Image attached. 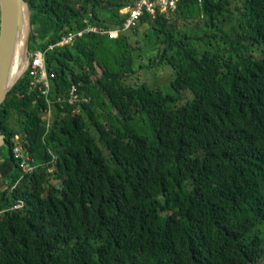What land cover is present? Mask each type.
Here are the masks:
<instances>
[{
	"label": "trees",
	"instance_id": "trees-1",
	"mask_svg": "<svg viewBox=\"0 0 264 264\" xmlns=\"http://www.w3.org/2000/svg\"><path fill=\"white\" fill-rule=\"evenodd\" d=\"M26 1L34 53L85 19L121 27L137 0ZM147 44L169 93L135 80ZM45 65L48 97L28 67L0 109L15 167L0 181V264H264V0H180ZM17 134L39 166L24 180Z\"/></svg>",
	"mask_w": 264,
	"mask_h": 264
},
{
	"label": "built area",
	"instance_id": "built-area-1",
	"mask_svg": "<svg viewBox=\"0 0 264 264\" xmlns=\"http://www.w3.org/2000/svg\"><path fill=\"white\" fill-rule=\"evenodd\" d=\"M180 0H137L133 5H128L120 10V14L125 18L121 27L117 29H108L104 27H97L90 24L86 19L84 20V27L74 33H67L62 35L54 43H49L46 50H36L31 53L29 66L31 68V74L35 77L37 84H42L45 88L44 95L49 96L51 92V81L49 82L48 74L45 65V54L49 50L57 46H69L77 38H81L87 34H99L109 35L110 38H116L120 33L128 32L138 27L141 19L144 16H150L157 18L158 14H168L176 10ZM68 95V96H67ZM67 100L71 105H74L79 101V95L76 86H73L66 94ZM51 107V102H49ZM52 117V109L48 113L47 120L50 121ZM13 154L15 159L21 164L23 174L22 180L26 175H34L39 166L35 165L30 153L28 152L26 143L20 134H17L13 139ZM56 160V159H55ZM50 173H54L55 169L51 168ZM13 210L24 211L25 204H18Z\"/></svg>",
	"mask_w": 264,
	"mask_h": 264
},
{
	"label": "water",
	"instance_id": "water-1",
	"mask_svg": "<svg viewBox=\"0 0 264 264\" xmlns=\"http://www.w3.org/2000/svg\"><path fill=\"white\" fill-rule=\"evenodd\" d=\"M1 9V34H0V109L8 94L17 84L19 79L11 84L10 70L17 40L21 35L26 21H28L29 32L25 39L26 54L29 51L30 34L32 30V11L26 0H0ZM28 10V18L26 14ZM28 65V62H27ZM6 145V135L0 128V147Z\"/></svg>",
	"mask_w": 264,
	"mask_h": 264
},
{
	"label": "rangeland",
	"instance_id": "rangeland-1",
	"mask_svg": "<svg viewBox=\"0 0 264 264\" xmlns=\"http://www.w3.org/2000/svg\"><path fill=\"white\" fill-rule=\"evenodd\" d=\"M173 18L177 21H182L175 14H173ZM136 39L137 38H133V40H136ZM139 39H140V37H139ZM148 44H147V48L145 49V53H144L145 59L142 61L143 62L142 65L144 66V68H142L140 73H138L135 76V80L143 81V82L149 84L151 87H158L159 86L164 92L169 93V92H171L170 83L172 80V70L166 64H162V65L158 64L157 62L159 60H157V62L155 61L157 64H154V66L152 68L145 67V65H147L149 63V56L157 55V51L155 49H152L151 47H148L149 46ZM162 49L163 48L160 49V52ZM30 58H31V53H30V51H28L26 54V61L28 62L27 66H29ZM27 66H26V68H27ZM132 82H134V81H132ZM197 85L199 86L200 83H197ZM8 123H10V126L12 128H14V129L18 128L20 126L18 114L13 112L10 115ZM0 153L4 154V156H6L8 151L6 150L5 147H0ZM56 182H58V181H56ZM57 184H59V183H57Z\"/></svg>",
	"mask_w": 264,
	"mask_h": 264
},
{
	"label": "bare ground",
	"instance_id": "bare-ground-1",
	"mask_svg": "<svg viewBox=\"0 0 264 264\" xmlns=\"http://www.w3.org/2000/svg\"><path fill=\"white\" fill-rule=\"evenodd\" d=\"M25 12L28 18V10L26 9ZM27 32H29L28 21H26L25 23V27L23 28V31L17 40L16 47L14 50V55L10 70L11 84H14L19 79V77L22 75V73L24 72L27 66L26 49H25V39Z\"/></svg>",
	"mask_w": 264,
	"mask_h": 264
},
{
	"label": "crops",
	"instance_id": "crops-1",
	"mask_svg": "<svg viewBox=\"0 0 264 264\" xmlns=\"http://www.w3.org/2000/svg\"><path fill=\"white\" fill-rule=\"evenodd\" d=\"M14 168L15 167L13 163L3 160L0 157V181L10 176L12 172L14 171ZM0 195H1V189H0Z\"/></svg>",
	"mask_w": 264,
	"mask_h": 264
}]
</instances>
